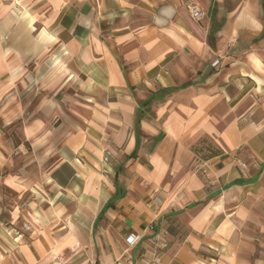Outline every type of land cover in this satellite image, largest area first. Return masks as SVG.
<instances>
[{
  "label": "crops",
  "instance_id": "0c3cea01",
  "mask_svg": "<svg viewBox=\"0 0 264 264\" xmlns=\"http://www.w3.org/2000/svg\"><path fill=\"white\" fill-rule=\"evenodd\" d=\"M157 237L151 264H264V0H0V264Z\"/></svg>",
  "mask_w": 264,
  "mask_h": 264
},
{
  "label": "built area",
  "instance_id": "2783aa9c",
  "mask_svg": "<svg viewBox=\"0 0 264 264\" xmlns=\"http://www.w3.org/2000/svg\"><path fill=\"white\" fill-rule=\"evenodd\" d=\"M187 8H188V11L190 13V16L194 20L200 19L202 12L194 4H189L187 6ZM217 63H218V60H214L212 62V66H215ZM106 159H107V157L105 156L103 158V160L106 161ZM155 203H158V199L156 197H152L147 201V205L149 207H152ZM138 238H139V236L130 234L126 237V242L129 245H133L137 242ZM154 241H155L153 244L154 255L151 258V260L148 262V264L159 263L161 253H162L163 249L166 247L165 241L163 239H161L160 237L155 238ZM128 260H129V258L125 257V255L123 254L116 260V264H130V261H128Z\"/></svg>",
  "mask_w": 264,
  "mask_h": 264
},
{
  "label": "trees",
  "instance_id": "16d2710c",
  "mask_svg": "<svg viewBox=\"0 0 264 264\" xmlns=\"http://www.w3.org/2000/svg\"><path fill=\"white\" fill-rule=\"evenodd\" d=\"M173 89H176V87H172V88H165L162 91L163 92H171ZM193 150L196 153H199L201 157L203 158H208L210 156L216 155L220 153V150L217 148H214L209 142H207L206 140H203L201 142H199L197 145H195L193 147ZM131 156H134V153H132ZM118 195H115V198ZM112 202V200H111ZM109 202L107 205H105V207L112 205V203Z\"/></svg>",
  "mask_w": 264,
  "mask_h": 264
},
{
  "label": "rangeland",
  "instance_id": "374dc122",
  "mask_svg": "<svg viewBox=\"0 0 264 264\" xmlns=\"http://www.w3.org/2000/svg\"><path fill=\"white\" fill-rule=\"evenodd\" d=\"M4 193L8 198H10L11 201L17 199L16 194L10 192L9 190L4 189Z\"/></svg>",
  "mask_w": 264,
  "mask_h": 264
}]
</instances>
